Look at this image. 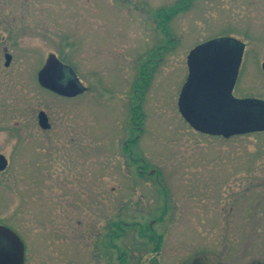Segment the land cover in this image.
I'll return each instance as SVG.
<instances>
[{
    "label": "rangeland",
    "instance_id": "1",
    "mask_svg": "<svg viewBox=\"0 0 264 264\" xmlns=\"http://www.w3.org/2000/svg\"><path fill=\"white\" fill-rule=\"evenodd\" d=\"M37 1L41 32L47 34L41 41L24 40L16 48L22 56L16 65L29 64L27 51L42 57L52 49L88 85L85 93L68 98L43 88L38 70H0V150L10 160L0 178V198L12 223L21 225L24 206L25 225L41 226L42 263L65 254L63 244L56 255L51 249L50 226L66 228L78 220L95 226L102 218L110 226L115 193L122 204L116 219L121 231L109 235L105 228V246L144 243L160 258L193 257L212 264H242L261 254L264 156L258 158L259 144L196 133L176 104L188 50L207 35L205 23L230 19V30L240 32L235 10L225 0H180L179 10H165L174 37L157 40L164 36L155 17L157 1L145 10L131 6L144 0ZM162 1L171 7L176 0ZM261 1V8L252 7L247 16L238 13L248 17L249 34L264 31ZM37 43L41 49H33ZM246 44L255 49L245 55L247 66L259 67L261 46ZM40 110L49 115L51 131L39 126ZM248 157L254 158L251 166ZM114 184L120 185L116 191ZM80 194L92 203L88 210L69 203Z\"/></svg>",
    "mask_w": 264,
    "mask_h": 264
},
{
    "label": "flooded vegetation",
    "instance_id": "2",
    "mask_svg": "<svg viewBox=\"0 0 264 264\" xmlns=\"http://www.w3.org/2000/svg\"><path fill=\"white\" fill-rule=\"evenodd\" d=\"M153 1H157V4L154 5L156 6L155 17L157 16L159 20L157 25L161 26L162 29L160 30L164 33V36H166H161L160 38L158 37L156 39L158 40L166 38L168 40L169 36L174 37V35L171 33V30L169 31L170 26L167 22H169L170 19L168 18V13L165 10L168 9L169 13L173 12L174 10H179L180 8H177V4H179L180 0L175 1L174 4L176 5V8L175 5H171L170 7L167 2H159V0H144L138 5L134 1L133 3H131V6L132 8H140L145 10L149 9L148 6L152 4ZM190 1L185 4L188 5ZM215 1L217 3L221 2V0ZM262 4L263 2L261 0H225L224 5L228 9H231L233 11L235 10V19L233 22L240 27L241 31L233 32L230 30V23H228L230 19L222 20L220 23H216L215 25H213L214 22L210 24L205 23L204 31L205 33H207V35L194 44V46H196L199 43L216 39L222 42L234 43L236 46L242 47V55L240 57V62L235 70L233 68V65L230 66L228 64L229 58H227L228 55L232 53V51L225 50L220 60L221 65L216 66L212 70V75L206 80L204 87H197L198 94L195 95V103L198 104V108L199 104L206 103V107H208V110L210 111V114L212 115L213 119H219L228 122L233 119L234 116L236 118H240L242 115H245L250 118V120H252L253 122H260L261 124L264 123V68L262 66V64L264 63V58L260 61V65L257 68H250L249 66H247L245 61V55L249 54V52L252 53L255 50L253 48H249V45L246 44L247 41L258 43L261 46V52L264 53V31H261L260 33L255 32L249 34L247 32L248 17L244 18L238 14L240 12L243 13L242 15L247 16L248 10L258 8ZM40 8V2L37 0L0 1V62H3V65H0V70L14 73H22L27 70L36 72L38 70L37 78L39 84L42 86L39 81V72L43 69L47 60L53 55H55L61 61V63L65 67V70L73 71V73H75L76 75L77 72L74 66L63 62L57 51H54L52 49L46 50L42 57H38L35 54L33 56V53L31 51H27L25 55L27 56L26 61L27 63L29 62V64L26 66L16 65L18 58L22 57L19 56V54L16 52V48H19L24 40L35 41L38 39V41H41L42 39H40V37L47 34L46 32H41L40 27L42 25L40 23ZM53 17L54 15L50 13V22H53ZM165 20L167 22H165ZM44 26H47L45 20ZM35 47L41 49V45L38 43L36 46L33 47V49ZM29 48H32L31 45H29ZM190 49L185 55L186 73L181 82L179 93L177 94L176 104L178 96L188 76L187 55L189 54ZM129 53L130 52H128V54ZM30 56L33 59H29ZM37 58L39 59L37 60ZM141 76L145 77L147 80L146 72H143ZM79 84L83 89L80 94L85 93L88 90V85L84 84L82 81H80ZM48 90L55 94H58L50 89ZM58 95L72 98L71 96H64L61 94ZM248 99L252 100L253 102L251 103L247 101ZM39 113V126L44 131H51L53 124L51 123L49 115L48 117L50 126L48 128H43L39 122ZM179 114L181 115L180 112ZM181 117L183 118L182 115ZM183 120L187 123L184 118ZM187 125L196 133L214 138H223L227 141L232 140L236 137L243 139L245 142L246 140L252 139V142L259 144L256 151L258 158L264 156V129L235 133L228 137H225L223 135H212L203 133L193 129L188 123ZM251 125L252 123H249L245 126L250 127ZM135 140L136 139H133V141L137 143ZM122 148L128 150L130 146H126L125 144ZM0 154L4 155L7 159L6 168L0 171L1 178L8 166L10 165V160L7 157L5 151L0 150ZM253 159L254 158H247V163H249V165L247 166H251L254 163ZM143 172L144 170L142 169L138 171L139 174H144ZM119 186L120 185L118 184H114L111 189L116 191V187L119 188ZM103 192L104 188L103 190H100L99 196H97V208H100L103 204ZM85 196H88V194H85ZM113 196L114 198L111 200V202L112 207H114V209L111 210L112 214L109 215V217L113 218V220L109 224L110 226H104L103 218L102 220H100V224L98 222L95 226L83 225L82 220H78V225H68L66 226V228L56 225L50 226L48 234L51 243V249L55 251L56 255L57 246L59 244H63L62 249H64L65 254L63 255V257L50 258L48 263H42V258L40 257L41 247L39 228L41 226L33 225L31 227L30 225H25L24 206L20 208V218L22 219V223H20L21 225L17 226L16 224L12 223L11 217L4 214V207L7 203H4L3 200L0 198V264H4V259L10 255L14 256V259L10 264H212L207 263L206 260L208 259H199L193 257L170 259L160 258L157 256L158 251L153 254L152 252H148L147 245L144 243L132 244L126 242H117L112 243L113 245L109 243V246L106 244V248L105 238L108 237L110 234H117L121 231L120 220H116L121 217V198L120 195L116 193L113 194ZM80 198L81 199H76L75 197H73L71 198L69 203H71V205L75 203L81 207L80 209L88 210L89 207H91L92 203H88V201L84 199V194H80ZM131 205H134L133 202H131ZM94 206L96 207L95 202L93 207ZM72 211H74V209H72ZM6 228H10L11 230H13L21 239L23 243V258H21L19 251L11 242L9 237L6 235ZM105 228L107 229L109 235L107 233L105 235ZM149 229H151V223L149 224ZM11 243L13 244V246L11 245ZM154 250H158V247L154 248ZM111 252L112 257L107 256ZM18 258L20 260H17ZM247 262L248 261L245 260L242 264H246ZM248 263L264 264V251L257 256H253L251 258V262Z\"/></svg>",
    "mask_w": 264,
    "mask_h": 264
},
{
    "label": "water",
    "instance_id": "3",
    "mask_svg": "<svg viewBox=\"0 0 264 264\" xmlns=\"http://www.w3.org/2000/svg\"><path fill=\"white\" fill-rule=\"evenodd\" d=\"M225 50L232 51L227 58H229L228 64L233 65L235 70L240 62L242 47L236 46L234 43L212 39L194 46L189 51L187 55L188 76L178 96V110L193 129L207 134L228 137L235 133L262 130L264 129V123L253 122L245 115L240 118L234 116L230 121L227 120L228 122L213 119L206 103L199 104V108L198 104L195 103V95L198 94L197 87H204L206 80L212 75V70L221 65L220 60ZM39 81L43 87L64 96H77L83 91L77 75L73 71L65 70L64 65L55 55L47 60L45 66L39 72ZM247 101L253 102L250 99ZM39 122L43 128L50 126L48 114L44 110L39 113ZM249 123H252V125L246 127L245 125ZM6 166L7 159L0 154V171L4 170ZM6 233L19 251L21 258H23V243L19 236L10 228H6ZM13 259V255L8 256L4 259V264H10Z\"/></svg>",
    "mask_w": 264,
    "mask_h": 264
}]
</instances>
